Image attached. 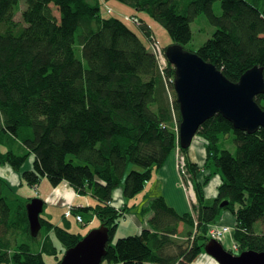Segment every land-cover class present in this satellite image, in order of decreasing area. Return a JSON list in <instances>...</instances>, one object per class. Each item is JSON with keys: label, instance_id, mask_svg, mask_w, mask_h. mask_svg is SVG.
I'll return each mask as SVG.
<instances>
[{"label": "trees", "instance_id": "16d2710c", "mask_svg": "<svg viewBox=\"0 0 264 264\" xmlns=\"http://www.w3.org/2000/svg\"><path fill=\"white\" fill-rule=\"evenodd\" d=\"M115 1L148 14L167 30L170 44L186 50L191 24L206 14L216 31L197 55L231 82L256 66L264 69L259 0ZM216 1L221 16L214 13ZM26 3L21 23V0H0V167L20 175L17 187L0 176V264H48V258L56 264L63 251L57 241L66 251L82 239L42 218L39 235L30 234L26 206L32 199L19 196L18 188L37 187L43 178L53 186L68 182L97 201L74 207L73 214H92L109 229L103 263L193 264L224 212L235 218L231 232L240 252H264V129L235 130L218 114L200 127L194 141L204 161H193V143L189 149L179 143L175 69L165 48L162 71L138 33L103 15L102 0ZM138 20L143 36L155 41L152 28ZM256 101L263 107L264 94ZM178 148L196 193L192 210L181 215L156 198L140 211L153 215L149 227L113 245L119 220L130 211L114 206V192L137 196ZM29 158L32 168L23 171ZM134 165L140 170H130Z\"/></svg>", "mask_w": 264, "mask_h": 264}, {"label": "water", "instance_id": "95a60500", "mask_svg": "<svg viewBox=\"0 0 264 264\" xmlns=\"http://www.w3.org/2000/svg\"><path fill=\"white\" fill-rule=\"evenodd\" d=\"M165 54L175 69L173 85L181 113L179 143L182 149H189L200 127L218 114L235 130L254 134L264 129V109L256 101L264 94L262 67L256 66L246 71L238 82H231L215 65L179 44L168 45ZM44 206L45 202L40 199H32L26 206L33 237L42 229ZM109 242V229L103 225L67 249L56 264H102ZM205 253L218 264H264V252L249 250L233 255L215 239L206 244Z\"/></svg>", "mask_w": 264, "mask_h": 264}, {"label": "rangeland", "instance_id": "374dc122", "mask_svg": "<svg viewBox=\"0 0 264 264\" xmlns=\"http://www.w3.org/2000/svg\"><path fill=\"white\" fill-rule=\"evenodd\" d=\"M106 3L111 0H105ZM254 2V0H251ZM260 6H261V12L264 13V0H259ZM27 3L26 0H21V5H20V11L17 12L16 20L18 22H22V13L26 9ZM120 7V8H119ZM213 10L214 13L217 16L222 15V5L220 1H216L213 4ZM102 13L105 17H114V18H119L125 21V23L129 26L130 29L135 31L136 33L139 34V36L144 40V43L149 47L150 51L152 52V47H151V42L147 37L143 36V33L140 30V21L139 19H143L153 30V35L155 38V41L159 44V46L163 49L166 48L168 45H170L171 39L169 37V34L167 30L161 26L158 22H155L153 18H151L148 14L143 13V12H137L136 10L130 8L129 6L123 5L118 1L112 0L111 3L109 4H103L102 5ZM136 15L138 18L132 16ZM191 29L193 32V39L187 45V50L190 52H197L199 48H201L214 34L216 31V28L211 24L209 21L208 17L206 14H200L198 17L195 18L194 22L191 24ZM167 66H165L166 69ZM264 107V102L262 104ZM262 107V108H263ZM231 143V139L229 140ZM232 146L229 148L230 151L234 152L235 151V145L231 143ZM193 147V146H192ZM175 153L176 156V168H177V175L179 177V187L184 191L188 203L190 205V209L192 210L193 207V200L191 196V192L193 193V198L196 203V193L194 189V185L191 182L190 178H187L184 174V164H185V156L181 153L180 148L175 149L171 155ZM170 155V156H171ZM169 156V157H170ZM25 165H28L29 168L25 169ZM23 167V171L29 170L32 168V160L29 158ZM31 165V166H30ZM140 170L136 165H134L130 170ZM160 169V168H159ZM157 169V170H159ZM22 171V172H23ZM22 172L20 174H22ZM5 175H10L9 172L5 173ZM162 177V178H161ZM157 176L156 177V182L154 184L156 190L161 189V193L157 195L155 198L152 199V202L159 197H163L165 199L166 204L174 209L177 210L175 206L169 204V199L166 196V194L170 195H175L172 193V184L169 183L170 181H166L165 177L163 175ZM153 179V174L151 179L145 183V187L141 193H139L137 196H135L132 199H127L124 197L125 200H130L133 205L135 206V201L138 200L142 195H144L145 188L148 183H150ZM159 179L162 180V182H159ZM167 187H166V184ZM170 188L171 191L168 189ZM68 189H71L75 199H72V196L70 195V191H67ZM72 187L68 182H63L59 184L58 186H53L51 182L49 181L48 178H43L39 185L37 187H31L28 186L27 184H23L21 187L18 188V195L22 196L24 198H30V199H40L45 202L44 206V212L41 215L43 218H48L50 221V224H54L55 226H59L61 228H67V230L71 233L74 234H80L82 233V238L86 237L92 230L98 229L99 227L103 226V224L100 222V220L97 217H93L92 214H87V213H80L81 215H75L73 214V208L74 207H80L77 206V203L74 204L76 201V198H82L83 201L85 202L82 204V207H88L91 205L87 206V200L90 198L94 199L92 196L88 194H77L76 192L73 191ZM165 191V192H164ZM164 193V194H163ZM166 193V194H165ZM124 196V194H123ZM95 200V199H94ZM96 201V200H95ZM127 209L130 211L127 213L129 214L133 209L134 206H128L126 203L123 204ZM150 205V204H149ZM228 205V204H227ZM225 205L224 207H226ZM222 207V208H224ZM124 208V207H123ZM178 214V211H176ZM190 212V211H189ZM188 212V213H189ZM126 214V216H127ZM186 214V213H185ZM142 215V214H141ZM183 215V214H181ZM225 215V212L223 214V217ZM79 217L81 220H79ZM142 217V216H141ZM67 218V219H66ZM94 220H97V222H93ZM149 222V220H148ZM147 222V225L143 226L148 228L149 224ZM119 227L117 229L116 235L114 237V240L112 244L114 245L119 239L125 238L131 235L137 234L138 230V222H136L133 218L130 216L123 217L119 220ZM223 225V224H219ZM259 225V224H258ZM225 227V232L223 233H218L213 232L209 233L207 236L210 238L212 241L213 239L220 238V241L224 248L233 254V252H236L235 255H239L241 252L238 244L233 241V234L231 232V228H233L231 225H224ZM235 227V225H234ZM145 228L140 229L143 230ZM210 230V229H209ZM194 236L192 238L191 242H194L195 240ZM210 240L208 242H210ZM58 247L62 249L63 251L61 252V258L63 257L65 250L64 247L60 244V242L57 241ZM234 255V254H233ZM106 257V256H105ZM103 257V259L105 258ZM48 264H55L54 259L48 258ZM102 264H108V262L102 261ZM193 264H218L214 258L206 254L205 252L201 253V255L197 258V260Z\"/></svg>", "mask_w": 264, "mask_h": 264}, {"label": "crops", "instance_id": "0c3cea01", "mask_svg": "<svg viewBox=\"0 0 264 264\" xmlns=\"http://www.w3.org/2000/svg\"><path fill=\"white\" fill-rule=\"evenodd\" d=\"M247 1L251 2V0H247ZM111 2L112 1H108V3H106L105 0H102V3H105V4H109ZM189 156L193 161H196L199 164L203 163L204 153H203L200 145L197 143V141L193 142V147L191 148V152H190ZM28 168H29V166L25 165V169H28ZM8 172L10 175L6 176L5 173H8ZM177 173L178 172H177V168H176V156H175V153H173L159 170H155L153 172L152 181L147 184L145 191H144L145 192L144 195H142V197H140L138 200L135 201V204H136L135 206L133 205L134 203H132L130 200L124 199L122 188H119L114 192L113 204L115 207H117L118 209H121V208L125 207L123 205L125 203L128 206H134L132 208L133 210L129 214H127V216H130L136 222H138V228H137L138 232L137 233L140 232L141 227L146 228L143 226L147 225L148 220L151 219V217L153 216V215L151 216V214L143 216V215H141L140 211L144 207H147L152 202V199L155 198L157 195H159L162 192L161 189L156 190L155 186H154L157 176L161 177V175H163L165 177V180L170 181L169 183L172 184V186H171L172 193H174L175 195H170V194L165 193L169 199V201H168L169 204L175 206L177 209L176 211H178L181 214H185V213H188L189 211H191L187 197H186L184 191L179 187V184H178L179 183V177H178ZM0 176H3L4 178H6L12 187L18 186V183L20 180V175L14 173L13 170L10 169V167H8V166L0 167ZM159 182H162V180L159 179ZM165 184L167 187L168 183H165ZM168 189L171 191L170 188H168ZM207 190H208V196L209 197H212L213 195H215L214 188L209 187ZM67 191H70V195L72 196V199L74 200L75 197H74L71 189H68ZM191 196H192V200L195 201L193 198L192 192H191ZM90 200L91 201H89V199L87 200V202H86L87 206L88 205L95 206L97 204V201H95L94 199L90 198ZM75 203H77V206H80V207H76V208H81L83 206L82 204H84L85 202L83 201L82 198L79 197V198H76V201L74 202V204ZM43 219L50 221L46 217ZM95 221L97 222V220L93 219V222H95ZM218 224L231 225L232 227H234L235 218L229 212H225L224 217L222 216V218ZM80 234L83 235L82 233H80Z\"/></svg>", "mask_w": 264, "mask_h": 264}, {"label": "built area", "instance_id": "2783aa9c", "mask_svg": "<svg viewBox=\"0 0 264 264\" xmlns=\"http://www.w3.org/2000/svg\"><path fill=\"white\" fill-rule=\"evenodd\" d=\"M151 47H152V53H154V55L156 56L160 66H161V70L165 71L166 70L165 66H167V59L164 55L163 49L159 46V44L156 41L151 42ZM184 168H185V164H184ZM79 220H81L80 217H79ZM216 231L218 233H223V232H225V227L220 226V225L219 226H212L209 230V233H213ZM215 240L220 241V238L219 239L216 238Z\"/></svg>", "mask_w": 264, "mask_h": 264}, {"label": "bare ground", "instance_id": "6f19581e", "mask_svg": "<svg viewBox=\"0 0 264 264\" xmlns=\"http://www.w3.org/2000/svg\"><path fill=\"white\" fill-rule=\"evenodd\" d=\"M193 203H195V201H193ZM220 226H224V225H220Z\"/></svg>", "mask_w": 264, "mask_h": 264}, {"label": "clouds", "instance_id": "9594fccd", "mask_svg": "<svg viewBox=\"0 0 264 264\" xmlns=\"http://www.w3.org/2000/svg\"><path fill=\"white\" fill-rule=\"evenodd\" d=\"M173 81H174V79H173ZM219 242H221V241H219Z\"/></svg>", "mask_w": 264, "mask_h": 264}]
</instances>
